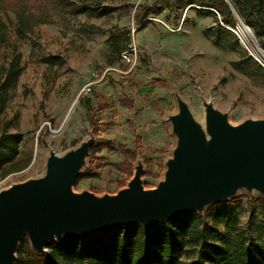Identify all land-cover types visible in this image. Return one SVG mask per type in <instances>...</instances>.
Wrapping results in <instances>:
<instances>
[{"label":"rangeland","instance_id":"1","mask_svg":"<svg viewBox=\"0 0 264 264\" xmlns=\"http://www.w3.org/2000/svg\"><path fill=\"white\" fill-rule=\"evenodd\" d=\"M160 2L0 0V83L16 55L23 67L0 113V135H22L18 153L0 171V190L43 177L52 149L62 156L87 141L96 147L107 141L110 145L86 157L80 174L87 175L76 180L75 192L115 194L128 187L140 165L144 189L156 188L165 180L167 161L178 144L171 117L179 113V100L188 104L205 130L207 102L226 114L232 125L264 120V84L232 65L242 49L250 50L242 43L231 49L215 42L206 33L217 26L214 17L195 8L185 10L178 20L162 2L159 14L148 17L149 25L139 29L146 5ZM119 29L130 30L138 47L132 68L121 61L109 63L113 53L108 38ZM234 30L239 38L238 27ZM53 55L61 63L43 61ZM108 68L87 92L93 73ZM100 102L106 108L97 111L96 134L89 114ZM136 135L144 150L130 163L120 147L133 149ZM257 198L261 200L251 205ZM208 208L212 209L207 221L229 232L231 242L239 231L264 242V194L258 189L240 187L229 199L211 203L200 213ZM228 214L234 217L233 230L226 227ZM24 237L30 242L27 234ZM56 240L45 245V253ZM19 255L18 247L15 261Z\"/></svg>","mask_w":264,"mask_h":264},{"label":"water","instance_id":"2","mask_svg":"<svg viewBox=\"0 0 264 264\" xmlns=\"http://www.w3.org/2000/svg\"><path fill=\"white\" fill-rule=\"evenodd\" d=\"M239 23L252 32L264 53L253 30L241 19ZM179 107L171 117L178 144L167 161L165 180L156 188L144 189L140 165L128 187L115 194L75 192L73 185L93 144L87 141L62 156L52 149L43 177L1 189L0 264H14L25 234L37 252L45 253L48 242L67 234L88 237L121 225L149 227L188 211L202 212L240 187L264 194V120L232 125L226 114L207 102L205 130L188 104L179 100Z\"/></svg>","mask_w":264,"mask_h":264},{"label":"trees","instance_id":"3","mask_svg":"<svg viewBox=\"0 0 264 264\" xmlns=\"http://www.w3.org/2000/svg\"><path fill=\"white\" fill-rule=\"evenodd\" d=\"M165 6L173 10L179 20L181 14L190 6L198 13L214 17L216 27H209L206 33L231 49L239 47L238 36L229 28L236 29L241 19L254 32L259 46L264 50V0H162ZM147 4L140 16L139 29L147 27L148 17L159 14L163 6ZM84 7L82 8V10ZM191 9V8H190ZM146 19V20H145ZM177 20V21H178ZM108 41L113 56L110 64L121 61V53L132 43L130 30H112ZM43 61L58 63V57L46 56ZM61 63V62H59ZM232 65L245 75L264 84V67L249 51L243 50L241 58ZM23 70L20 55H16L6 68L0 83V113L5 109L10 90ZM134 107V105L132 106ZM131 107V108H132ZM99 103L89 115L94 132L99 134L100 123L96 119L98 110L105 109ZM21 134L2 133L0 135V171L18 153L17 145ZM105 143V145H104ZM110 145V141L99 146H92L90 153ZM126 160H133L143 152L144 145L139 135L135 136L134 147L130 149L121 145ZM130 166V164L128 165ZM87 174H79L82 180ZM260 201L257 198L251 202ZM212 208L204 215L197 211H188L170 218L165 222H156L149 227L140 223L121 225L100 234L84 237L64 235L51 242L48 253L37 252L24 237L19 244L20 255L14 264H264V242L249 237L247 231H239L237 238L231 242L230 233L213 227L206 219ZM226 227L234 229V217L228 214ZM264 233V230H263ZM216 240L219 242L217 243ZM196 255L187 261L184 257Z\"/></svg>","mask_w":264,"mask_h":264},{"label":"built area","instance_id":"4","mask_svg":"<svg viewBox=\"0 0 264 264\" xmlns=\"http://www.w3.org/2000/svg\"><path fill=\"white\" fill-rule=\"evenodd\" d=\"M138 57V47L136 44H130L129 48L121 53V62L130 65V68L134 67L137 63ZM115 69V68H113ZM110 68L106 69L103 72L96 71L93 73V80L87 85V92L92 90V86L99 83L104 77L107 71Z\"/></svg>","mask_w":264,"mask_h":264},{"label":"bare ground","instance_id":"5","mask_svg":"<svg viewBox=\"0 0 264 264\" xmlns=\"http://www.w3.org/2000/svg\"><path fill=\"white\" fill-rule=\"evenodd\" d=\"M238 30L242 45L248 48L250 52L264 64V53L258 47L252 32L242 23H240Z\"/></svg>","mask_w":264,"mask_h":264}]
</instances>
